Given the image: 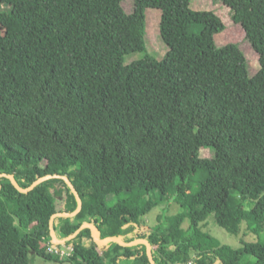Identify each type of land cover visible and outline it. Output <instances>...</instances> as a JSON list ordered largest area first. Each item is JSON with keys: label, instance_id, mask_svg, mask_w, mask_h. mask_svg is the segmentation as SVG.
Returning a JSON list of instances; mask_svg holds the SVG:
<instances>
[{"label": "trees", "instance_id": "1", "mask_svg": "<svg viewBox=\"0 0 264 264\" xmlns=\"http://www.w3.org/2000/svg\"><path fill=\"white\" fill-rule=\"evenodd\" d=\"M123 1L0 0V174L22 189L71 182L82 209L54 219L58 240L91 224L101 240H146L155 264H264V0H213L258 54L256 74L240 45H216L215 12L133 0L127 14ZM148 9L169 51L125 64L146 52ZM76 208L61 178L27 193L0 178V264H30V251L59 262L41 243L53 244L51 217ZM210 214L229 234L244 221L257 244L222 245L201 228ZM65 245L72 264H151L144 244L100 246L88 228Z\"/></svg>", "mask_w": 264, "mask_h": 264}, {"label": "rangeland", "instance_id": "2", "mask_svg": "<svg viewBox=\"0 0 264 264\" xmlns=\"http://www.w3.org/2000/svg\"><path fill=\"white\" fill-rule=\"evenodd\" d=\"M122 7L127 14H132L134 11V1L133 0H124L122 2ZM190 9L193 11H213L215 12L221 19L223 24L225 25V30L215 36V42L218 47H223L228 44H238L241 46L244 51L246 58L249 62L251 72L256 74L259 70V56L252 49V47L247 43L246 36L244 30L240 25L234 24L230 10L221 3H216L213 0H192L190 3ZM2 10H7L6 7H3ZM5 13V11H3ZM146 18H147V35L145 38L146 42V52L145 53H134L125 58V64H131L134 61L141 60L144 58L146 54L152 56L158 61L164 59L169 49L162 41L160 37L159 25L161 21V12L159 10L148 9L146 10ZM4 19V15L0 16V22ZM195 153H190L185 159L184 163L189 165L193 160ZM200 156L202 158H212L213 153L212 150H201ZM63 204V199L59 198L56 200V208L58 211L61 210ZM163 206H159L157 209L152 211L148 216L144 219V228L143 231L148 232L151 228L158 224V216L162 213ZM180 212V207L176 204H173L169 211L168 215H174ZM188 223L184 224L186 228ZM240 228L237 234H229L222 228H220L214 218L213 214H210L205 222L201 225L203 231L209 233L214 238H216L222 245L230 246L234 249H239L243 244H257L258 238L255 235H252L248 232L246 228L245 222L240 223ZM115 229V227H113ZM28 231V228H26ZM31 228L30 231L31 232ZM84 237V236H83ZM83 237H79L75 239V241H84ZM47 242L41 243L43 247H46L49 252L50 248L58 247L59 245H54L46 240ZM31 247L34 248L39 244V240L37 236H34L30 241ZM64 245V244H63ZM61 251L66 252V247H59ZM29 263L30 264H72L67 262V259L70 257L64 256L60 259L59 262H55L52 260L44 259L38 256L35 252L30 251L29 255Z\"/></svg>", "mask_w": 264, "mask_h": 264}, {"label": "water", "instance_id": "3", "mask_svg": "<svg viewBox=\"0 0 264 264\" xmlns=\"http://www.w3.org/2000/svg\"><path fill=\"white\" fill-rule=\"evenodd\" d=\"M0 178H7L10 180L11 182V185L17 189L18 191L22 192V193H27V192H30L31 190H33L37 185H39L40 183L44 182V181H47V180H50V179H53V178H61L63 181H65V183L68 185V187L70 188L71 192L73 193L75 199H76V202H77V208L74 212L72 213H57L55 215H53L50 219V222H49V231H50V237L52 239V242L54 245H63L65 244L67 241L73 239L74 237H76L83 229L85 228H88L90 229L91 231V236L94 240V242L97 244V245H104L108 242H115L117 243L118 245L122 246V247H132V246H135L137 244H144L146 246V250H147V256H148V259L150 261L151 264H155L154 261H153V258H152V255H151V246L150 244L146 241V240H136V241H133L131 243H124L123 241H121L120 239L116 238V237H110V238H107V239H104V240H101L98 238L97 236V232H96V229L93 225L91 224H85L83 226H81L74 234L70 235L69 237L63 239V240H58L55 236V232H54V229H53V221L55 218L57 217H74L76 216L78 213H80L81 209H82V201L78 195V193L76 192L75 188L73 187V185L71 184V182L66 178V177H63V176H45V177H42V178H39L37 179L34 183H32L27 189H22L20 188L14 177L12 175H7V174H0Z\"/></svg>", "mask_w": 264, "mask_h": 264}, {"label": "built area", "instance_id": "4", "mask_svg": "<svg viewBox=\"0 0 264 264\" xmlns=\"http://www.w3.org/2000/svg\"><path fill=\"white\" fill-rule=\"evenodd\" d=\"M68 248V249H67ZM67 251L64 252V251H61V249L59 247H53V248H50L49 249V254H52V255H55V256H58L59 258H63L64 256L69 257L71 256L72 254V247H66Z\"/></svg>", "mask_w": 264, "mask_h": 264}, {"label": "clouds", "instance_id": "5", "mask_svg": "<svg viewBox=\"0 0 264 264\" xmlns=\"http://www.w3.org/2000/svg\"><path fill=\"white\" fill-rule=\"evenodd\" d=\"M53 243V242H52ZM58 247H70V246H66L65 244L64 245H59ZM61 259V258H60Z\"/></svg>", "mask_w": 264, "mask_h": 264}]
</instances>
